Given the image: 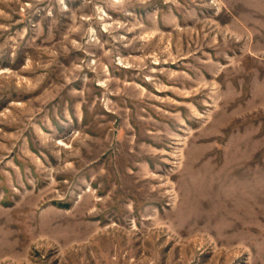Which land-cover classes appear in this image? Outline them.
<instances>
[{
    "label": "rangeland",
    "instance_id": "1",
    "mask_svg": "<svg viewBox=\"0 0 264 264\" xmlns=\"http://www.w3.org/2000/svg\"><path fill=\"white\" fill-rule=\"evenodd\" d=\"M0 264H264V0H0Z\"/></svg>",
    "mask_w": 264,
    "mask_h": 264
}]
</instances>
